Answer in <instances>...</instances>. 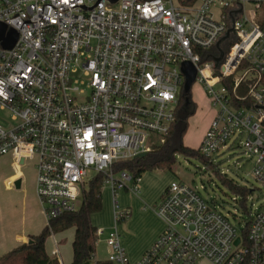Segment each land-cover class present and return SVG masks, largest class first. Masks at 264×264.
<instances>
[{"label": "built area", "instance_id": "built-area-1", "mask_svg": "<svg viewBox=\"0 0 264 264\" xmlns=\"http://www.w3.org/2000/svg\"><path fill=\"white\" fill-rule=\"evenodd\" d=\"M262 2L0 0V22L17 34L12 48L0 45V111L9 114L0 122V157L10 155L15 167L35 160V193L47 221L78 209L89 181L101 174L113 204L114 226L104 238L109 264H264V28L256 21ZM230 26L235 40L215 66L219 53L211 49ZM184 62L214 109L198 153L210 157L241 143L257 187L244 215L231 219L212 198L171 181L153 208L163 230L130 261L116 228L128 211H120L115 193H137L140 178L112 166L165 140ZM80 76L87 93L79 100ZM103 232L97 228L96 237Z\"/></svg>", "mask_w": 264, "mask_h": 264}, {"label": "trees", "instance_id": "trees-1", "mask_svg": "<svg viewBox=\"0 0 264 264\" xmlns=\"http://www.w3.org/2000/svg\"><path fill=\"white\" fill-rule=\"evenodd\" d=\"M178 1L181 4H190L193 0ZM256 21L264 28V2L259 4ZM234 40V37L231 36L221 43L220 47L223 52L229 49ZM215 49L212 48L211 51L215 52ZM194 111L195 104L191 102L190 92H185L182 88L179 93L176 117L171 123L165 140L162 143L155 144L145 156L115 163L112 169L114 171L124 170L132 176L140 178L147 171L157 169L170 171L176 155H182L186 158L199 157L204 161V169L211 171L230 193L239 197L237 200L239 207L242 211H245L246 198L251 189L237 184L236 181L229 178L226 174H221L217 166L208 162L204 156L198 153L197 149L184 145L183 137L188 127V118ZM103 184V176L101 174L94 176L89 181L88 188L84 190L78 209L64 212L57 217L49 219L39 233L29 236L30 243H21L1 255L0 264H60L57 257L52 258L47 254L45 241L51 234L70 229L73 230L70 264H109L106 260L93 259L97 241L95 234L97 227L90 221V216L101 210V188ZM126 218H119L118 221H123Z\"/></svg>", "mask_w": 264, "mask_h": 264}, {"label": "rangeland", "instance_id": "rangeland-1", "mask_svg": "<svg viewBox=\"0 0 264 264\" xmlns=\"http://www.w3.org/2000/svg\"><path fill=\"white\" fill-rule=\"evenodd\" d=\"M252 7L253 5L246 4L245 10H251ZM214 13L216 15L217 10H215ZM78 81L77 86L80 90L78 99L80 100L83 99L87 93L86 77L80 76ZM189 92L191 102L195 104V111L188 118V127L183 137V143L185 146L196 149L204 134L202 132L205 130L209 118L213 116L214 109L211 107L201 83L198 81L192 83ZM7 119H9L8 112L4 110L0 111V122L5 124ZM204 158H206L208 162L217 166V169L221 174H226L229 178L236 181L237 184L246 186L250 189L257 187V184L252 177L253 161L249 159L247 154L243 151L241 143H239V146L225 150L221 149L211 154L210 157ZM24 165L22 170L25 172L24 175L26 176L28 173L32 172V161H26ZM8 168L11 169L9 158L7 156L1 157L0 177ZM146 175L148 176V179L143 176V181L141 183L142 187L139 191L142 195H144V191L156 192V190L162 185H168L171 181H180L196 190L203 198L208 200L212 198L218 209L224 214L229 215L231 219L233 214L237 217L244 215L242 210L236 209L232 197L234 195L222 185L218 177H216L211 171L204 169V161L199 157L193 156L186 158L182 155H176L175 162L170 171L157 169L148 172ZM126 200L127 199L120 197V194H118L117 203L120 211L127 209L124 208ZM101 202V210L93 213L90 216V221L95 227L104 230L103 235L97 238L94 255L97 259L105 260L107 258V248L104 238L108 231L114 226L112 197L110 186L107 183L103 184L101 188ZM148 204L149 206L151 205V203ZM155 205L156 204H154V206ZM154 206L151 205L152 209ZM127 211L129 210L127 209ZM120 223H122V221H118L117 226L121 232L122 226ZM71 231L72 230H66L61 234L56 233V236L60 237L57 242L59 243L58 249L63 264H70L71 260Z\"/></svg>", "mask_w": 264, "mask_h": 264}, {"label": "crops", "instance_id": "crops-1", "mask_svg": "<svg viewBox=\"0 0 264 264\" xmlns=\"http://www.w3.org/2000/svg\"><path fill=\"white\" fill-rule=\"evenodd\" d=\"M211 118H209L206 128ZM5 156L9 158L11 169H6L0 177V256L19 244L28 242L29 236L39 233L47 223L35 193V160H28L29 162L32 161L33 169L31 173L25 176V172L22 170L25 163L24 166L15 167L11 156L4 155L1 157ZM148 172L150 171L143 173L140 177L139 191L142 187L143 176L148 179L146 175ZM17 181L18 186L16 187L14 184ZM166 186L162 185L156 192L144 191V195L140 194L139 191L132 193L127 189H121L115 193L116 201L118 194L127 199L124 208L129 210L128 217L120 223L121 232L117 224L116 228L120 234L121 245L130 261L137 260L163 230V222L156 215L151 205L154 206L157 203ZM147 202L151 205L149 206ZM72 232L73 230L71 237H73ZM58 238L60 237L56 234H51L45 241V250L50 257H57L60 264H63L58 249ZM55 251L58 252L57 255H53ZM94 259L100 260L95 255ZM195 264L211 263L206 259H200Z\"/></svg>", "mask_w": 264, "mask_h": 264}, {"label": "water", "instance_id": "water-1", "mask_svg": "<svg viewBox=\"0 0 264 264\" xmlns=\"http://www.w3.org/2000/svg\"><path fill=\"white\" fill-rule=\"evenodd\" d=\"M115 1L116 0H110L111 3H114ZM237 11L240 12L241 8H239ZM235 12L236 11H234V13ZM232 13L233 12L229 13V18H230L231 23L233 21ZM230 33H233L232 26L227 28L224 35H222L217 40V42L215 43V48L217 49V51L219 53V55L213 59L215 66L218 65L220 59L223 56V50L221 49L220 45L224 40H226L230 36ZM16 38H17L16 32L13 29H11L7 33L6 32V26L0 22V45L2 46V48H5V49L12 48L16 42ZM181 71L185 77L184 84H183V90L185 92H187L190 90L192 83H194V81H195L196 70L192 66V64H190L189 62H184L181 65ZM145 154H146L145 152L139 153V155L137 157H143V156H145ZM14 185L17 187L18 181ZM30 242H31V240H28V243H30ZM234 242L237 243L238 238H236Z\"/></svg>", "mask_w": 264, "mask_h": 264}]
</instances>
